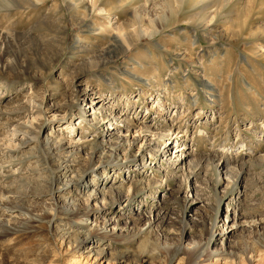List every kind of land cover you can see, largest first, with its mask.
Returning a JSON list of instances; mask_svg holds the SVG:
<instances>
[{"label":"rangeland","instance_id":"obj_1","mask_svg":"<svg viewBox=\"0 0 264 264\" xmlns=\"http://www.w3.org/2000/svg\"><path fill=\"white\" fill-rule=\"evenodd\" d=\"M120 1L0 6V264H264V0Z\"/></svg>","mask_w":264,"mask_h":264},{"label":"bare ground","instance_id":"obj_2","mask_svg":"<svg viewBox=\"0 0 264 264\" xmlns=\"http://www.w3.org/2000/svg\"><path fill=\"white\" fill-rule=\"evenodd\" d=\"M18 2V0H0V6L1 7H3V9L4 8H6L7 10H9L10 8H11V6H13V4L15 3V2ZM27 1H29V5L30 6H36V4H38V3H40V2H42V1H45V0H40V1H33V0H27ZM65 3L64 4H67V8H69V7H71L72 9H74V8H78L79 6H81V5H83V6H87V8H88V10H90L91 12H96V11H99L96 15H97V17L99 18V19H107L108 18V12H105V10L104 9H100L99 8V10H97L98 8H97V4L99 3L98 1L99 0H91L90 1V5H87L86 3H87V1H85V0H63ZM127 1L128 0H121L120 1V3H119V6H118V9H122V8H124L125 6H126V3H127ZM163 1H165V3H162L163 4V6L165 7V9H167L168 11H170L171 12V7H172V4L171 3H177V7H176V9L177 8H179V10H181L182 8H183V6H184V8L186 7V3H184L186 0H163ZM173 1V2H172ZM190 1V0H189ZM192 1V0H191ZM101 2V1H100ZM202 3V2H201ZM105 4H107L106 3V1H104V2H102L100 5H101V7L102 6H104ZM106 6H108V5H106ZM212 7H215L214 6V4H210V3H208V4H205V5H203L202 7H200L199 8V10H200V12L202 13V11H205V10H207V9H211ZM71 8H69V9H71ZM86 8V7H85ZM91 8V9H90ZM190 8V7H189ZM78 10V9H77ZM166 10V11H167ZM178 10V9H177ZM107 11V10H106ZM195 11V10H194ZM86 12H87V10H86ZM90 12V13H91ZM89 13V14H90ZM108 13V14H107ZM143 15V14H142ZM148 15H149V13H148ZM147 15V16H148ZM198 16H201V14L200 13H195V14H191V15H189L188 16V19H189V22L190 23H194V21H195V19H196V17H198ZM84 19H86V14H84V17H83ZM146 19H147V17H145ZM164 18V15L162 14L161 15V17H160V19H163ZM199 18V17H198ZM144 19V18H142V17H140L138 14H137V12L135 13V15H133L132 17H131V19L130 20H128L127 22H124L122 25H121V27H120V29H119V31L117 32L118 34H117V45L121 48V49H123V50H126V49H130L131 47H133L134 45H136V44H138V42L142 39V37H144V36H147L148 35V33L146 32V31H144L145 29H143V27L145 26V25H150V27H152V28H156L157 30H159V26H157V24H158V17L157 18H152V17H150V19ZM81 20V19H80ZM84 22V21H83ZM82 22V23H83ZM95 26V25H94ZM112 27V26H111ZM101 28V27H100ZM113 28V27H112ZM103 29V28H102ZM102 29H99V28H96V29H94L93 31H96V30H98V32H102L103 30ZM100 30V31H99ZM114 31V30H113ZM160 32V31H159ZM9 36V35H8ZM17 37H19V36H15V37H3V42H4V44H5V50H4V52H3V56H5V55H8V53H9V48L10 47H13L14 45H15V41H17L18 39H17ZM154 37V36H153ZM0 59H2V58H0ZM215 86L214 85H209V89H210V91L212 92V93H209L208 94V97L209 98H213L214 97V94H213V92L215 91ZM40 130V129H39ZM40 133H41V131H39ZM145 132H146V134L148 135V134H150L151 133V130L150 129H147V130H145ZM34 133V132H33ZM36 135H37V133H36ZM145 135V134H144ZM155 136H157V140H162V139H164L165 138V135L163 134V133H159V134H157V135H155ZM34 138H35V136H33ZM144 138H146L145 136H144ZM145 140V139H144ZM50 140H48V142H46V144H48V143H50L49 142ZM54 144V143H53ZM178 157V156H177ZM200 163H201V161H200ZM199 162L196 164H194L193 165V167H199ZM226 165H227V163H225V164H223L222 166H223V168H225L226 167ZM218 169V168H217ZM201 170V168L199 169V171ZM221 170V169H220ZM219 170V171H220ZM193 173V172H192ZM197 174V173H196ZM196 176H198V174L196 175ZM57 181H59V180H57ZM56 181V182H57ZM55 182V183H56ZM72 214H78V210H76V209H74V210H72V211H70ZM87 239H89L88 237H84L83 238V240L82 241H84V240H87ZM178 251H180V248H179V250ZM205 253H202V254H200L199 256H197V258H196V260H195V262H194V264L195 263H197L198 262V260H200V258H202L203 257V255H204ZM211 255H213L212 254V252L211 251H209V258H208V260H210L211 258H210V256Z\"/></svg>","mask_w":264,"mask_h":264},{"label":"water","instance_id":"obj_3","mask_svg":"<svg viewBox=\"0 0 264 264\" xmlns=\"http://www.w3.org/2000/svg\"><path fill=\"white\" fill-rule=\"evenodd\" d=\"M129 75H131V74H129ZM131 76H132V75H131ZM209 85H210V84H209ZM209 85H208V86H209Z\"/></svg>","mask_w":264,"mask_h":264}]
</instances>
